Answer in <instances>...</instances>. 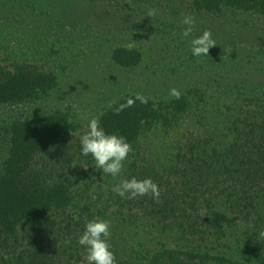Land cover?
Masks as SVG:
<instances>
[{"label":"rangeland","instance_id":"obj_1","mask_svg":"<svg viewBox=\"0 0 264 264\" xmlns=\"http://www.w3.org/2000/svg\"><path fill=\"white\" fill-rule=\"evenodd\" d=\"M225 1L0 0V73L26 66L41 83L42 74L52 79L43 93L0 102V171L13 122L61 113L70 123L19 164L23 173H48L49 185L60 177L68 201H48L36 220L26 205L24 216L0 223V264H32L43 255L52 264H87L77 237L94 217L111 222L118 264H264V215L254 203L233 206L236 174L223 173L210 192L213 180H198L189 167L182 174L176 159L193 143L221 150L240 136L236 128L264 116V11ZM189 13L195 23L184 36ZM205 29L216 45L194 57L189 42ZM116 49L136 50L137 61L120 64ZM130 95L185 96L190 107L170 127L141 131L113 177L94 170L79 137L88 118ZM131 176H150L159 197L118 195L114 185ZM24 182L16 188L26 190Z\"/></svg>","mask_w":264,"mask_h":264},{"label":"trees","instance_id":"obj_2","mask_svg":"<svg viewBox=\"0 0 264 264\" xmlns=\"http://www.w3.org/2000/svg\"><path fill=\"white\" fill-rule=\"evenodd\" d=\"M227 1L226 4H229ZM231 1L233 4H250L264 11V0ZM113 58L120 64L127 65L135 63L138 54L134 49H116ZM42 75L45 83H41L39 76L26 70V66H16L13 71L1 72L0 102L32 96L36 90L43 93L46 84L52 79L48 74ZM189 107L190 103L185 96L163 101L130 95L116 100L99 119L106 131L124 135L131 144L137 140L141 131L170 127L177 121L178 115L188 111ZM31 117L13 122L11 146L0 171V223L5 227L12 223V219L16 220L18 216L25 215L23 210H26V205L33 209L29 218L36 220L38 215L41 218L46 215L44 209L48 201L57 204L60 202L59 198L64 202L68 201L65 195L67 186L60 177L51 180L52 185H49V181L44 180V177L49 179L48 173H39L40 171L36 170L23 173L19 164L28 160L36 148L51 145L61 133L66 134L70 129L69 120L65 116L62 117L61 113L40 116L37 120ZM257 120L254 116L250 123L244 124L243 130H239L241 127L236 128L240 136L221 150H218L215 144L208 147L205 143H193L188 148L183 147L184 151L177 152L176 159L182 174L186 173V168L189 167L187 170L192 173L200 172L201 178L198 180H213L215 184L206 187L210 192L215 191L218 184L216 180L223 176V173L233 171L236 174V182L230 181L231 184L235 182V187H232L233 194H229L230 197L232 195L233 206L243 208L245 202L254 203L264 215V116L259 122ZM204 146L206 150L202 149ZM40 174L44 175L43 178ZM23 179L26 182L21 188L26 190H19L16 186L20 185ZM51 189L54 190L53 193H50ZM17 206L20 209L15 208ZM261 218L264 220V216ZM260 228H264V223ZM32 264L52 263L43 255Z\"/></svg>","mask_w":264,"mask_h":264},{"label":"clouds","instance_id":"obj_3","mask_svg":"<svg viewBox=\"0 0 264 264\" xmlns=\"http://www.w3.org/2000/svg\"><path fill=\"white\" fill-rule=\"evenodd\" d=\"M156 14V9H149L147 13L148 16ZM182 23L185 25L182 34L188 36L192 32L195 18L189 13L183 17ZM189 43L194 57L207 56L209 48L216 45L212 32L208 29L192 38ZM171 93L174 96L180 95L176 88H172ZM86 126L87 131L79 137L80 153L84 156L89 154L92 156L95 162L94 170H101L113 177L118 176L124 168V161L132 151L127 138L117 132L106 131L97 116L88 118ZM114 191L128 198L146 194H150L153 198L159 197L158 185L150 176L143 179L135 176L123 177L114 185ZM110 223L107 219L94 217L85 223L83 231L78 235L77 243L83 246L87 264H118L108 239ZM261 236H264V230L261 231Z\"/></svg>","mask_w":264,"mask_h":264}]
</instances>
